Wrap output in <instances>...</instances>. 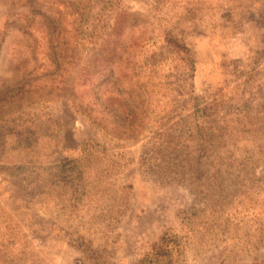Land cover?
<instances>
[{"label": "rangeland", "instance_id": "374dc122", "mask_svg": "<svg viewBox=\"0 0 264 264\" xmlns=\"http://www.w3.org/2000/svg\"><path fill=\"white\" fill-rule=\"evenodd\" d=\"M167 229L176 264L264 257V0H0V264Z\"/></svg>", "mask_w": 264, "mask_h": 264}, {"label": "trees", "instance_id": "16d2710c", "mask_svg": "<svg viewBox=\"0 0 264 264\" xmlns=\"http://www.w3.org/2000/svg\"><path fill=\"white\" fill-rule=\"evenodd\" d=\"M175 44V43H174ZM178 52L189 56L188 59L193 63L192 51L185 45L175 44ZM180 247L178 237L171 229H167L149 250L140 258L137 264H176V253ZM250 264H264V257L254 259Z\"/></svg>", "mask_w": 264, "mask_h": 264}]
</instances>
